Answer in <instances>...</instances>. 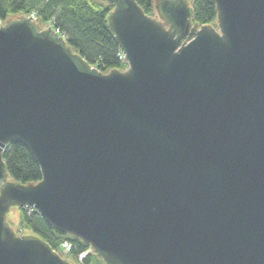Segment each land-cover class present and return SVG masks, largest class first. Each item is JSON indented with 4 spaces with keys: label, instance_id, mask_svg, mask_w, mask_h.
Returning <instances> with one entry per match:
<instances>
[{
    "label": "water",
    "instance_id": "obj_1",
    "mask_svg": "<svg viewBox=\"0 0 264 264\" xmlns=\"http://www.w3.org/2000/svg\"><path fill=\"white\" fill-rule=\"evenodd\" d=\"M104 1L125 70L0 24V264H73L16 232L23 208L105 264H264V0H212L217 28L188 0ZM12 143L40 182L11 179Z\"/></svg>",
    "mask_w": 264,
    "mask_h": 264
},
{
    "label": "trees",
    "instance_id": "obj_2",
    "mask_svg": "<svg viewBox=\"0 0 264 264\" xmlns=\"http://www.w3.org/2000/svg\"><path fill=\"white\" fill-rule=\"evenodd\" d=\"M136 1L148 16H156V0ZM188 1L193 9L194 24L217 28L218 13L214 1ZM112 10L113 6L104 0H0V24L19 16H34L42 28L53 26L76 53L91 66L107 74L112 70H125L128 67L119 45L108 28V15ZM3 159L12 180L24 185L42 180L39 164L23 144H10L3 153ZM17 210L20 232L37 235L60 254L61 244L64 241L71 242L73 249L66 256V260L71 263L79 264L80 256L91 250L90 246L79 239L50 227L34 209ZM81 264L105 263L93 251L87 254Z\"/></svg>",
    "mask_w": 264,
    "mask_h": 264
},
{
    "label": "built area",
    "instance_id": "obj_3",
    "mask_svg": "<svg viewBox=\"0 0 264 264\" xmlns=\"http://www.w3.org/2000/svg\"><path fill=\"white\" fill-rule=\"evenodd\" d=\"M34 19H35V17L34 16H32ZM48 27H50V26H47L46 28H48ZM61 249H62V252L63 253H70L71 251H72V249H73V245H72V243L71 242H69V241H64L62 244H61ZM87 256V254H83V255H81L80 256V258L79 259H84L85 257Z\"/></svg>",
    "mask_w": 264,
    "mask_h": 264
},
{
    "label": "rangeland",
    "instance_id": "obj_4",
    "mask_svg": "<svg viewBox=\"0 0 264 264\" xmlns=\"http://www.w3.org/2000/svg\"><path fill=\"white\" fill-rule=\"evenodd\" d=\"M156 16H157V12H156ZM156 16H155V17H156ZM45 28H46V27H45ZM18 215H19V212H18ZM18 222H19V220L16 221L17 224H18ZM9 223H11L12 226H13L14 224H16L14 221H9ZM16 232H17L18 234L23 233V235H25V232H20L19 227H18V230H17ZM61 250H62V249H61ZM89 253H93V250H92V249L89 250L87 254L89 255ZM61 254L63 255V257H64L65 259H67L66 256H67L69 253H66V254H65V253L62 252ZM86 257H87V256H86ZM86 257H85V258H86ZM82 260H83V259H82ZM82 260L79 259V264L82 263Z\"/></svg>",
    "mask_w": 264,
    "mask_h": 264
}]
</instances>
